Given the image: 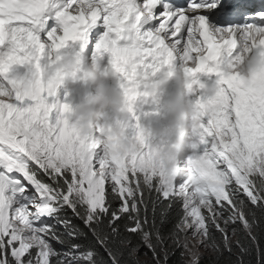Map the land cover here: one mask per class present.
<instances>
[{
    "label": "snow or ice",
    "instance_id": "obj_1",
    "mask_svg": "<svg viewBox=\"0 0 264 264\" xmlns=\"http://www.w3.org/2000/svg\"><path fill=\"white\" fill-rule=\"evenodd\" d=\"M4 5L8 10H0V264H20L17 256L23 255L22 244L29 239L25 233L35 231L29 222L34 214L23 203L25 184L35 181L47 187L51 195L62 170L69 168L78 187L88 196H95L104 175L111 172L112 179L119 181L120 172L129 164L114 162L107 156L98 165L93 164L91 154L85 153L99 146H91L67 122V102H50L56 92L53 80L38 81L21 91L17 76L10 77L14 66L29 59L30 48L46 51L45 42L32 29L47 19L45 13L49 10L54 11L61 25L46 34L47 48L51 46L56 53L71 42L85 39L89 25L102 21L106 31L95 50L111 54L114 69L123 77L130 111L137 98L152 95L144 77L173 57L177 61L198 60L197 66L189 69L194 74L218 76L214 98L205 102L199 92H194L193 102L199 109L194 128L199 140L192 146L187 165L189 173L198 174L201 182L187 183L193 196L192 213L196 215L199 210L205 219L200 232L205 237L209 219L222 238L227 236L229 218H221L217 206L247 224L236 191L228 185L234 183L236 190L255 203L256 193L246 178L253 165L264 163V75L258 84L250 86L239 73L225 72L223 60L237 56L242 37L264 30V4L230 6L224 0H0V6ZM130 17L135 21L130 24L135 38L131 44L118 47L116 41ZM146 21L154 23L142 29L140 25ZM259 45V54L264 56V40ZM200 49L204 54L198 56ZM146 57L153 58V63L143 65ZM210 62H214L212 66ZM132 64L139 71L127 67ZM102 131L100 128L95 134ZM135 135L144 142L141 132ZM198 144L204 145L199 154ZM149 155L137 156L131 163L141 171L154 170L148 163ZM256 171L264 176V169L257 166ZM79 173H83V181ZM150 250L156 259L155 250Z\"/></svg>",
    "mask_w": 264,
    "mask_h": 264
},
{
    "label": "clouds",
    "instance_id": "obj_2",
    "mask_svg": "<svg viewBox=\"0 0 264 264\" xmlns=\"http://www.w3.org/2000/svg\"><path fill=\"white\" fill-rule=\"evenodd\" d=\"M0 10L7 11L8 6H0ZM260 40H264V30L242 37L238 42L237 56L225 57L223 70L239 73L250 86L258 84L264 75V56L258 51ZM28 53L29 59L21 65L27 66L26 71L16 77L21 91L34 87L38 81L50 79L56 86L65 82H83L85 87L79 99L68 103L67 122L74 125L77 133L91 146L102 145L109 160L124 163L150 153V167L167 176L177 172L178 159L196 143L194 125L198 123L195 116L199 109L189 95L202 90L206 102L218 91L216 82L206 84L199 80L197 83L194 79V73L189 69L195 68L198 60L177 61L173 57L168 64L144 77L149 83L151 102H159L158 115L140 111L136 108L137 100L130 111L125 88L117 82L118 72L111 60L101 63L93 59L83 63L79 52L70 51L57 56L51 46L47 48V56L44 49L36 47L30 48ZM203 54L204 50L200 49L198 56ZM127 67L139 71L134 64ZM170 81L174 82V88L166 91ZM100 128L103 131L96 135ZM137 131L143 134V143L136 138ZM188 180L193 184L201 182L198 174L189 173Z\"/></svg>",
    "mask_w": 264,
    "mask_h": 264
},
{
    "label": "trees",
    "instance_id": "obj_3",
    "mask_svg": "<svg viewBox=\"0 0 264 264\" xmlns=\"http://www.w3.org/2000/svg\"><path fill=\"white\" fill-rule=\"evenodd\" d=\"M135 168H128L125 194L105 182L103 209L97 213L89 216L85 206L71 197L70 206L59 207L50 226L48 264H187L175 244L186 217L184 200L164 196L153 182L134 174ZM70 184V177L60 176L53 185L54 199L68 195ZM253 184L255 203L240 194L247 224H230L234 238L226 243L207 222L206 243L211 248L192 264H264V184L255 178ZM27 258L28 254L22 261Z\"/></svg>",
    "mask_w": 264,
    "mask_h": 264
},
{
    "label": "rangeland",
    "instance_id": "obj_4",
    "mask_svg": "<svg viewBox=\"0 0 264 264\" xmlns=\"http://www.w3.org/2000/svg\"><path fill=\"white\" fill-rule=\"evenodd\" d=\"M100 26H104L100 25ZM56 27L55 25H52V28ZM42 42H45L47 47V38L44 39L41 37ZM98 42V40L91 41L88 45V53H87V61L98 59L101 63H107L106 61V55H103L102 53H97L95 51V44ZM72 48L73 51L79 52V49L75 45L74 42H71L67 52H69V49ZM59 55H63L62 50H59ZM146 63L144 65L152 64L153 61L150 60V58H145ZM214 62L210 63V66H212ZM15 71L14 67L12 69ZM11 77V73H9ZM194 78L199 79L201 82H204L206 84H210V80H216L218 79V76L214 73H205V72H197L194 74ZM174 88V83L172 81L169 82L168 87L166 91H170ZM201 94V98L204 99V95L202 94V90L199 92ZM196 94H190L189 98L194 101ZM51 101H58L60 103L67 102L69 103L70 99H63L58 97V91L56 87V92L54 97H50ZM136 108H138L140 111H151L153 114L158 115L159 113V102H156L153 104L151 102L150 97H139L136 102ZM55 112V109L53 110ZM195 141L197 142L199 140V136L197 133H195L194 136ZM203 144H198L197 153H201L203 151ZM193 152V149L186 150L183 155L178 159L177 161V172L171 176L167 175H161V173L158 170H151V171H141L137 167L133 171L134 174L140 175L142 178H145L149 182H153L159 191L164 196L167 195H176L181 197L184 200L185 203V212L186 217L183 225L181 226V233L179 235V239L175 240V244L178 245L184 255V259L187 262V264L194 263L199 257H201L203 254L206 253L207 249L211 248L208 243H206L208 235L202 236L200 235L201 230L205 227V219L200 216L199 210L197 211L196 215H193L192 213V202H193V196L192 193L189 191L187 187L188 183V175H189V169L187 165V158L189 155H191ZM91 154L92 156V162L94 165H98L99 162L106 157V152L103 146L99 147H91L88 152L85 154ZM134 164L129 161V164L125 166V168L120 172V179L119 181L112 179V173L109 172L108 174L104 175L103 177V183L99 186L100 191L96 192V188L93 186L92 191L96 192L95 196H88L82 189L78 187V182L73 176V172L69 168H65L62 170L61 177H64V173L71 178V184L68 186L67 191L68 195H65L61 197L59 195L60 201L58 202L60 209L63 208V206H70V197L71 199H75L79 204H82L85 206L86 210L89 213V216H91L94 213H97L98 211L103 209V187L105 182H111L115 185L117 191L120 194H125L127 192L126 188L124 187V183L127 181V172L129 166H132ZM260 167L261 169H264V163H260L259 165H253L251 167V170L249 172L248 177L246 178V181L249 182V187L253 188V178L260 181L262 184H264V176H261L258 171H256V168ZM80 180L83 181V173H79ZM228 187H231L236 191L237 196V203H239L241 196L240 194H244L243 191H239L235 189V184L230 183ZM24 197L23 203H27L28 207L33 212V217L29 218V222L32 229H35V231H28L25 233L30 239L31 242H29V239L27 241V244H22V247L25 249L23 251V255H18L17 259L20 261V264H48V258L52 254V247H51V240L53 239L50 235V230L48 226L42 225L38 222V220L46 216L44 214H36V212H46L47 205L53 204L56 202V199H54L53 194H49V189L45 186H41L36 184L35 181H33L31 184H25V190H24ZM247 196V195H245ZM216 211L221 214V218H229V222L226 223V231L227 236L226 238H223V240L226 243H229L233 240L232 231L230 230L229 225L234 223L236 226L240 225V220L237 219L234 215L230 217V211H226L220 207H216ZM206 215V213H205ZM208 222L211 226L215 227L214 224L209 219ZM216 228V227H215ZM217 231V228H216ZM221 235V231H217ZM222 236V235H221ZM206 239V240H205ZM30 250H33L32 252ZM19 253V249L17 250ZM28 254L27 261H22L23 257Z\"/></svg>",
    "mask_w": 264,
    "mask_h": 264
},
{
    "label": "bare ground",
    "instance_id": "obj_5",
    "mask_svg": "<svg viewBox=\"0 0 264 264\" xmlns=\"http://www.w3.org/2000/svg\"><path fill=\"white\" fill-rule=\"evenodd\" d=\"M45 16L47 17V19L42 20V22L39 24V26L41 27V32L39 34H36L37 36H45L47 34V30L50 26H52L54 23H59V20L56 18L54 12L48 11L45 13ZM47 20H50V23L48 25H45V22ZM98 20H97V22H95L91 25L95 27V25L98 24ZM127 22H129V21H127ZM124 34H125L124 39L120 38V40L116 41V45L118 47H122V46H126V45L131 44L133 39L135 38V33L127 26H126V30L124 31ZM100 35L102 36V34H100ZM74 43L77 46H80L81 41H76ZM69 45H70V43L67 44L63 49H61L63 54L67 53ZM70 51H73V49L70 48L69 52ZM101 53L103 55H105L109 52L103 51ZM47 54L48 53H47V47H46L45 56H47ZM85 56H86V54H85ZM81 58H82L83 63H86V58L83 55H81ZM222 58H223V55L221 56V59ZM145 62L146 61L144 60L143 65L145 64ZM26 68H27V66H21V65L20 66H14L15 71L10 70V73L15 74L16 76L23 75L26 71ZM116 80L120 84H122L124 82L123 77L119 73L116 74ZM172 83H174V82H172ZM212 83H214V80L211 79L210 84H212ZM56 87H57V91H58V97L63 98V99H70L69 103H72L75 100L79 99L81 91L85 87V85L81 81H75V82H71V83L65 82L63 84L57 85ZM58 202L59 201L56 198L55 203L47 205L46 212H43V213L36 212V214L40 213V214L46 215V216L41 217L38 220V222L42 225L48 226L50 233H51L50 226H51L52 222L55 220V215L57 214L58 211H60Z\"/></svg>",
    "mask_w": 264,
    "mask_h": 264
},
{
    "label": "water",
    "instance_id": "obj_6",
    "mask_svg": "<svg viewBox=\"0 0 264 264\" xmlns=\"http://www.w3.org/2000/svg\"><path fill=\"white\" fill-rule=\"evenodd\" d=\"M37 28V30H38V27H36Z\"/></svg>",
    "mask_w": 264,
    "mask_h": 264
}]
</instances>
